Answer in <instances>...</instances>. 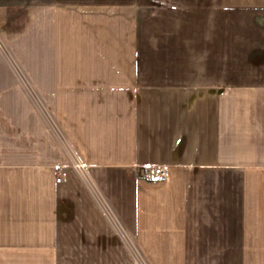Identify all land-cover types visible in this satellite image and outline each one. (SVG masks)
I'll list each match as a JSON object with an SVG mask.
<instances>
[{
    "label": "crops",
    "instance_id": "0c3cea01",
    "mask_svg": "<svg viewBox=\"0 0 264 264\" xmlns=\"http://www.w3.org/2000/svg\"><path fill=\"white\" fill-rule=\"evenodd\" d=\"M0 9V264H264V0Z\"/></svg>",
    "mask_w": 264,
    "mask_h": 264
},
{
    "label": "rangeland",
    "instance_id": "374dc122",
    "mask_svg": "<svg viewBox=\"0 0 264 264\" xmlns=\"http://www.w3.org/2000/svg\"><path fill=\"white\" fill-rule=\"evenodd\" d=\"M5 16L3 10L0 9V89L13 85L14 80L19 76H23L24 72L22 67L18 63V60L14 53L9 50V46L6 44V26L4 24ZM123 235H125L123 233ZM132 254H137L133 244L128 243ZM131 253V252H130ZM136 260V259H135ZM134 260V262H135ZM147 264L146 260H136V264Z\"/></svg>",
    "mask_w": 264,
    "mask_h": 264
},
{
    "label": "built area",
    "instance_id": "2783aa9c",
    "mask_svg": "<svg viewBox=\"0 0 264 264\" xmlns=\"http://www.w3.org/2000/svg\"><path fill=\"white\" fill-rule=\"evenodd\" d=\"M75 169L84 171L85 166L81 163L74 165ZM169 176V169L165 166H147L136 168V179L146 183H162L167 180ZM61 170L56 171V182H60Z\"/></svg>",
    "mask_w": 264,
    "mask_h": 264
}]
</instances>
